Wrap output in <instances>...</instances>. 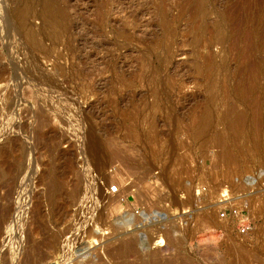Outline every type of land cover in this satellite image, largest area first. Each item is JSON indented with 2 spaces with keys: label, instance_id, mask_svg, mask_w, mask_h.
I'll return each instance as SVG.
<instances>
[{
  "label": "rangeland",
  "instance_id": "obj_1",
  "mask_svg": "<svg viewBox=\"0 0 264 264\" xmlns=\"http://www.w3.org/2000/svg\"><path fill=\"white\" fill-rule=\"evenodd\" d=\"M255 1L0 0V264H264Z\"/></svg>",
  "mask_w": 264,
  "mask_h": 264
},
{
  "label": "bare ground",
  "instance_id": "obj_2",
  "mask_svg": "<svg viewBox=\"0 0 264 264\" xmlns=\"http://www.w3.org/2000/svg\"><path fill=\"white\" fill-rule=\"evenodd\" d=\"M251 1V0H250ZM253 1V0H252ZM248 3V2H247ZM250 4L253 6L252 7V9H247L248 11H246V12H244V13H242V15H241V17H238L237 19L238 20H236V22H238V25L239 26H243V25H245V29H249L250 28V26H251V23L253 22V20H260L259 19V14L258 13H260V11L262 10H260V6L258 5L259 4V2L256 0L255 2H250ZM248 5V4H246V6H250L251 7V5ZM261 5V4H260ZM245 6V7H246ZM262 6H264V5H262ZM249 8V7H248ZM246 8H244V10H245ZM262 15V14H261ZM262 18V17H261ZM256 22V21H255ZM255 24V23H254ZM252 25H253V23H252ZM239 26H238V28H237V30H240L239 29ZM240 27V28H241ZM244 28V27H243ZM243 28H242V30H243ZM241 30V31H242ZM250 30V29H249ZM241 31H240V33H241ZM246 31V30H245ZM244 31V32H245ZM237 32V31H236ZM243 32V31H242ZM247 32H249V31H247ZM246 32V33H247ZM252 32V31H251ZM250 32V33H251ZM238 33V32H237ZM236 33V34H237ZM249 33V34H250ZM248 34V33H247ZM246 34V35H247ZM238 35V34H237ZM241 34H239V36H240ZM251 36H252V33H251ZM247 37H249V35L247 36ZM238 38V37H237ZM243 38H245L244 36H243ZM250 38V37H249ZM248 38V39H249ZM239 40V39H238ZM247 88V87H246ZM246 88H245V90H246ZM248 89V88H247ZM247 91V90H246ZM250 94V93H249ZM249 94H247V96L249 95ZM248 98H250V101H251V105H250V110H249V115L247 116V117H243V115L244 114H242L241 113V115H240V117H239V120H238V122H237V128H242V127H244L245 125H249L251 128H253V130H255V129H257L259 132L261 131V130H263L264 129V94L262 93V94H258V93H253V94H251L250 95V97H248ZM245 116V115H244ZM259 146V145H258ZM261 146H259V147H257V148H260ZM264 147V146H263ZM263 149V148H262ZM257 150V149H256ZM257 151H260V149L259 150H257ZM256 153V152H255ZM258 153V152H257ZM221 154V153H220ZM259 154V153H258ZM257 154V155H258ZM262 156H263V158H264V152L263 153H260ZM228 156V155H227ZM233 156V155H232ZM222 157V156H221ZM225 157V156H224ZM229 157V156H228ZM236 157V156H235ZM259 157V156H258ZM211 158V157H210ZM225 159V158H224ZM223 159V160H224ZM231 159V158H230ZM233 160V159H232ZM231 160V161H232ZM239 160V159H238ZM230 161V160H229ZM241 161V160H240ZM237 163V162H236ZM217 164H218V162H217ZM227 164V163H226ZM230 164V163H229ZM221 165V164H220ZM222 167V166H221ZM226 167V166H225ZM227 168V167H226ZM217 170V169H216ZM15 174H17V173H15ZM217 175H219V174H217ZM16 176V175H15ZM13 177V176H12ZM13 179V178H12ZM17 179V178H16ZM16 179H15V181H16ZM19 180V179H18ZM54 180V179H53ZM14 181V182H15ZM52 181V180H51ZM50 181V182H51ZM27 182V181H26ZM15 184V183H14ZM16 185V184H15ZM51 187V186H50ZM60 187V186H59ZM53 188V187H52ZM54 191V190H53ZM57 191V190H56ZM22 201V200H21ZM111 204V203H110ZM111 206V205H110ZM10 209V208H9ZM11 210V209H10ZM106 219V218H105ZM160 242H162V240L160 241ZM126 246V245H125ZM124 246V247H125ZM129 246H133V245H129ZM128 247V246H127ZM135 247V246H134ZM121 248V247H120ZM132 248V247H131ZM128 250V249H127ZM122 251H124V250H122ZM121 251V252H122ZM125 252V251H124ZM127 254V253H126ZM125 255V254H124Z\"/></svg>",
  "mask_w": 264,
  "mask_h": 264
},
{
  "label": "built area",
  "instance_id": "obj_3",
  "mask_svg": "<svg viewBox=\"0 0 264 264\" xmlns=\"http://www.w3.org/2000/svg\"><path fill=\"white\" fill-rule=\"evenodd\" d=\"M264 175V171L262 170V169H260L257 173H256V175H252V176H248V180H250V181H253L254 179H255V177H258V176H263ZM114 190L116 191L117 190V188H115V186H114ZM223 201L226 203V204H228L229 202H230V200H231V198H230V195H229V191L228 190H225L224 192H223ZM234 211H235V213L236 214H239V212L237 211V210H235V208H234ZM226 214H227V209H224L223 211H222V216H226ZM241 226H242V230H246V223L244 222V223H241Z\"/></svg>",
  "mask_w": 264,
  "mask_h": 264
}]
</instances>
